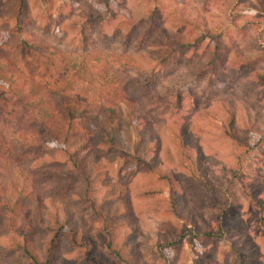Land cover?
Segmentation results:
<instances>
[{"label":"trees","instance_id":"16d2710c","mask_svg":"<svg viewBox=\"0 0 264 264\" xmlns=\"http://www.w3.org/2000/svg\"><path fill=\"white\" fill-rule=\"evenodd\" d=\"M40 1L35 17L38 0H0V264H188L183 246L206 239L227 247L192 264H264L263 197L246 190L259 241L232 224L202 162L216 130L195 121L219 123L229 178L246 177L241 133L264 140V0Z\"/></svg>","mask_w":264,"mask_h":264},{"label":"rangeland","instance_id":"374dc122","mask_svg":"<svg viewBox=\"0 0 264 264\" xmlns=\"http://www.w3.org/2000/svg\"><path fill=\"white\" fill-rule=\"evenodd\" d=\"M198 1H200V0H189L190 3H194V4H198L199 3ZM202 1H204V0H202ZM65 2H68V0H65ZM197 6H200V5H197ZM32 8L34 11V16L36 17V15L40 12L41 1L38 0V2L34 3ZM199 8H201V6ZM249 12H250V14L254 13V11H249ZM46 15H47V13H46ZM48 15L50 17H52V19L54 21L61 22V20H58V18H57L58 17L57 11H54L53 13L50 12ZM251 16L253 18H255L256 16L259 17V14L257 13L256 16L251 14ZM209 18H212V16H210ZM54 21H53V25L55 24ZM41 24H42V26H44L43 21L41 22ZM48 24L49 25L47 27H44L43 29H41L39 31V33L47 36L50 33H52V31H53V34H54L57 26H53L54 28H52L50 26V23H48ZM95 24L96 23H93V25L90 26V30L94 27ZM33 30H35V29H33ZM118 44L119 43H117V45ZM65 46H68V43L65 44ZM137 50L138 49H136L135 47H132V49H127L126 51H123V52H124V54H127V56H130V55L134 56L133 53H136ZM121 51H122V49H121ZM110 63L111 64H108V65L111 67L117 65V61H114V60H111ZM63 70L64 69H62V71ZM76 71H77V69H73L72 71H69V74H66L65 76H64L65 71H63L61 73V77L64 76V78L62 79L60 77V79H61V80L59 79L60 85L66 86V82H70V85H72V81L76 80V75H77ZM171 76H178V72L176 69L174 71L168 70V69H162L161 74H159V78H160L161 82L165 81L167 78H170ZM64 79H66V80L63 81ZM81 88L83 89V91H82L83 96H86L87 94L92 95V90L88 86L84 85ZM217 92L219 94H222V95L223 94L227 95V93H228L226 89H225V91H221V90L217 89ZM235 92H237V91L230 89L228 96L234 95L233 93H235ZM190 93L193 94V91L190 90ZM237 94H239V93L237 92ZM190 102L193 105L196 101H193V98H192ZM199 103L202 105V102H199ZM189 107L190 106L188 105V103H185L183 106V111H187L189 109ZM195 121L199 125L200 128H204L206 130H211V129L216 130L212 134H209V135L206 133H205V135H202V132L199 134L206 140V142L204 143L202 162L204 163V161H207V162L211 163V165L213 167V171H211V170L208 171L209 178L213 179V184H215L216 186H218V187L222 186L224 189L227 188L228 191L226 194H228L229 198L231 199L229 204L232 205L233 202L237 203V206H233V207L229 208V217L232 220V224L237 225L238 229H240L244 232H248L250 237H253L255 240H259V238H261V232H260V230H258L259 206L255 205V204L253 205V204L248 202V199H247L248 196L246 194V190L248 188L257 189L259 194L262 195L263 201H264V140L262 142H259L261 136H254V135H248L247 133H241V138H242L241 141L245 145H248L250 147H255V150L253 151V150L249 149V150H247L248 154L244 155V159L246 160V163L248 165L247 166V172L245 173V174H247V176L244 178H242V174L240 176H236L235 171H233L235 179L231 182V179L229 178V177H231V175L228 172V166L229 165H227V162L228 163L231 161L235 162V160H237L238 151L235 150L233 147H232V149L230 148V150L226 149V146H224L222 148V145H225L226 142L223 140V138L220 136V134L217 131V128L219 127V123L217 121L211 119L208 121L210 123H207V124L199 122V119H197ZM202 122H204V121H202ZM209 147H212L213 149L211 150V149H209ZM232 151H233V156L230 159L229 153ZM122 164H123L122 160L119 161L116 164V170H118L122 166ZM235 168H238V166L235 165ZM139 177L140 176L138 175L136 178H139ZM184 180H185V182L184 181L183 182L185 183V191H187V193H189V195L191 194L192 197L195 196L193 191L199 192L202 189L206 190V188L204 186L198 185L197 182L195 183V182H192L188 179L187 180L184 179ZM200 184H202V183H200ZM214 192L215 191L212 189L207 190V196L210 197V199L214 198V196H216ZM224 198L226 200L228 199L226 196H224ZM152 203L153 202H150L151 205H152ZM151 205H149V206H151ZM221 210H223V207H216V209H214V206H213V207L208 208L206 210V212H201V213L202 214L204 213L205 216H211L213 212H218ZM87 243H89V242H87ZM87 243L85 244L84 252L88 253V256L91 257L93 249L90 246V244H87ZM220 243H221L220 246H223L224 248L227 247V245L223 239L220 241ZM201 245L203 247L196 245V244L193 246L192 245L183 246L182 250L185 251V258H186L188 264L193 263L195 256H197L196 252H199V254L200 253L203 254V257L205 258V260H204V262H205L207 260V258L214 257L219 250L217 248V246L220 247L219 245H213V242H211L208 239H206L205 242L201 243ZM182 250L180 251V255L183 254ZM143 251H144V254L147 258H150V256L153 255V253H151L150 248L148 246L147 247L143 246ZM86 259H87L86 264H97V263L92 262L90 260V258H88L87 256H86ZM229 263L232 264V262H229Z\"/></svg>","mask_w":264,"mask_h":264}]
</instances>
